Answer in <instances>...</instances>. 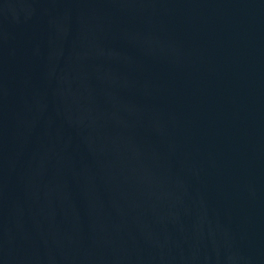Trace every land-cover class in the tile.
Instances as JSON below:
<instances>
[{
	"label": "water",
	"instance_id": "obj_1",
	"mask_svg": "<svg viewBox=\"0 0 264 264\" xmlns=\"http://www.w3.org/2000/svg\"><path fill=\"white\" fill-rule=\"evenodd\" d=\"M200 264H264V0H207Z\"/></svg>",
	"mask_w": 264,
	"mask_h": 264
}]
</instances>
